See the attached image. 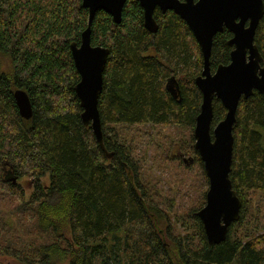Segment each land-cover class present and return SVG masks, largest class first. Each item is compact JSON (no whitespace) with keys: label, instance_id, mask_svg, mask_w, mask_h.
<instances>
[{"label":"trees","instance_id":"1","mask_svg":"<svg viewBox=\"0 0 264 264\" xmlns=\"http://www.w3.org/2000/svg\"><path fill=\"white\" fill-rule=\"evenodd\" d=\"M153 17L156 31L144 26L138 0H126L118 23L101 9L91 21V44L109 50L102 149L74 91L70 43H80L88 19L81 0H0V255L24 264H264V94L238 101L229 177L239 218L209 242L196 215L208 179L193 137L203 58L180 16L156 7ZM231 36L227 28L213 36L211 71L229 63ZM254 43L264 64V14ZM16 88L28 95V119ZM212 107L211 128L226 111L217 98ZM171 164L196 169L182 210L154 172Z\"/></svg>","mask_w":264,"mask_h":264},{"label":"water","instance_id":"2","mask_svg":"<svg viewBox=\"0 0 264 264\" xmlns=\"http://www.w3.org/2000/svg\"><path fill=\"white\" fill-rule=\"evenodd\" d=\"M126 0H81L88 11L87 26L81 32L80 43H70L72 59L79 73L74 91L82 108L80 117L89 125L102 149L101 122L98 97L102 89V74L108 48L92 45L90 24L95 12L101 9L111 15L114 22L121 20ZM143 10L144 26L156 31L153 11L172 10L192 31L203 58L201 73L195 84L201 92L200 111L193 127L194 148L203 163L208 179L204 205L196 211L209 242L217 243L226 237L229 225L238 220L241 200L233 189L229 177L233 151V125L239 99L247 98L254 90L264 94V64L254 43L259 20L264 14L263 0H138ZM227 28L232 36L228 44L230 61L219 64L211 71L209 57L213 36ZM168 81L170 92L176 97L177 85ZM21 117H31V104L27 93L16 88L13 93ZM217 98L226 109L224 117L211 128L212 101ZM110 157L111 152H106ZM13 182L15 178L12 177Z\"/></svg>","mask_w":264,"mask_h":264},{"label":"rangeland","instance_id":"3","mask_svg":"<svg viewBox=\"0 0 264 264\" xmlns=\"http://www.w3.org/2000/svg\"><path fill=\"white\" fill-rule=\"evenodd\" d=\"M151 153V152H150ZM153 172V171H152ZM157 176H161V181L165 185H171L172 191L171 192H177L178 195L176 196V205L175 206H181V210L183 209V206L188 204L189 196L191 195L192 189L189 186L192 183V179L195 177L196 169H190L189 171H186L182 168L176 167L174 164H171L168 166V170L164 171L160 174H158V171H154ZM19 182L23 185L26 195L31 191L32 184L30 182V179L26 176H23L19 178ZM166 187V186H165ZM186 187L189 190L188 197L186 196L185 199H183V188ZM0 264H24L18 262L16 259L9 255H0Z\"/></svg>","mask_w":264,"mask_h":264},{"label":"flooded vegetation","instance_id":"4","mask_svg":"<svg viewBox=\"0 0 264 264\" xmlns=\"http://www.w3.org/2000/svg\"><path fill=\"white\" fill-rule=\"evenodd\" d=\"M173 85H177V83L175 81H173ZM175 95L177 97V91H175Z\"/></svg>","mask_w":264,"mask_h":264}]
</instances>
